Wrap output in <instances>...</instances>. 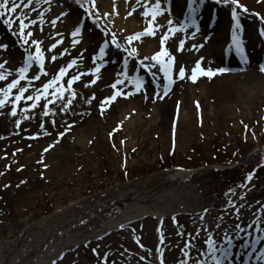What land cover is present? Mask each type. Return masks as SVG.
Here are the masks:
<instances>
[{
	"label": "rangeland",
	"instance_id": "rangeland-1",
	"mask_svg": "<svg viewBox=\"0 0 264 264\" xmlns=\"http://www.w3.org/2000/svg\"><path fill=\"white\" fill-rule=\"evenodd\" d=\"M130 1L132 0H127V3L125 0H94L95 8L92 11L99 15L97 21L94 17L84 15L75 0H48L47 4L41 5L45 9L46 18L45 23L40 26L43 32L34 25H29L25 30H31L34 37L41 39L40 47L45 56L44 67L49 74L48 78H51L59 66L66 65L69 59L76 57L78 48H85L86 51L81 53L83 61L77 60V64L68 69V74L79 71L83 75L81 81L73 82L76 95L66 112H59L62 103L52 100L50 96L47 99L42 96L40 101L35 102L21 99L17 102L15 115L11 114V104L8 101L0 107V264H4L1 256L13 254L16 263L25 258V263L22 264H36L39 259L48 256L49 253L46 252L52 243L67 235L64 229H68V233L77 230V227H84V230L80 232L76 246L69 245L67 248L70 249L54 264H153L158 228V220L154 216L145 215L140 219H133L124 227L116 228L99 239L91 233L103 232L105 229L102 222L92 227L87 226L90 220L103 213L110 201L119 200L123 204L114 206L113 211L116 212L121 207L136 204L137 201L132 198L134 193L136 196H145L144 200L139 198L141 203L148 204L147 199L151 196L155 198L164 195L167 196V203L175 205L166 212L161 224L163 239L160 251L164 264H177L182 258L181 247L196 236L197 228L201 232L196 245L203 251L206 248L202 243L206 239L203 229L212 231L213 222L228 231L235 224L244 229L233 240L230 264H238L237 261L240 260L235 261L239 256L234 255L250 249L260 253L264 249V100L259 97L261 95L249 97L247 103L234 104L233 112L224 105H218L205 125L200 116L203 110L188 95L189 89L201 80L200 74L195 80L191 78V69L195 67L193 56L198 55V52L196 49H189L186 41L183 50L176 51L179 36L174 34L176 41L171 40V33L164 47L175 56V63L184 65L185 76L177 78L173 66L172 82L168 83L164 79V73L158 70L160 65L151 59L143 63L155 64L156 67L144 68L141 63L143 58H151L161 51L159 37L168 29V25L158 22L157 15L154 23H160L162 27L153 28L155 35H145L140 40L129 43L126 37L143 31L147 27L146 21L152 19L148 4H153L155 0H148L144 7L142 4L145 0H141L139 6H135L136 1L131 5ZM184 1L188 4V0ZM16 2L17 11L27 14L26 23L27 19H35L40 11L35 9L34 2L29 4L28 9L23 8L27 0ZM208 2L216 5L211 8L214 17L229 14L232 18L233 5H226L222 0H195L193 7L195 6L196 11L203 3ZM161 3L167 8V13L173 12L172 7H169L172 0H161ZM122 6L126 12L122 20L118 21ZM146 8L149 16L144 17L141 12ZM61 9L68 15L72 14L74 21L67 23L62 19L57 22L56 29H51L48 20L52 15H58ZM183 9L186 10L185 7ZM237 11L239 23L245 18L251 24L248 35L260 33L263 42V16H254L252 12H244L242 8ZM132 15L136 18L137 25L133 29L123 27L122 21L125 22ZM184 17L182 23L187 21V26H193L188 17ZM77 19L81 29L86 27L88 30L90 40H84L82 36L75 47L69 48L68 53L50 62L45 46L57 37L46 34L56 30L64 34L61 45L52 49V53L62 51V45L68 46L67 41L71 37L67 34ZM244 21L243 19V23ZM61 22L64 24L60 25ZM105 29L108 30L107 35ZM17 30L18 22L15 18L11 29L0 18V41L8 46L6 52H0V58H7L6 67L18 66L15 62L23 55L24 49L14 34ZM111 33L116 34L118 43L129 49L137 48V55L129 57L122 49L118 50L110 43ZM238 38L242 42V34H238ZM28 39L29 45L26 47L34 51L35 46L30 44L32 37ZM145 39H154L155 47L150 53L144 52L140 46V42ZM105 40H109V47L105 48L102 60H90V57L99 52V45ZM194 40H198L197 43L203 41L199 37H194ZM209 45L207 42L205 47ZM256 48L257 57L247 65L252 66L254 63V67L260 68L264 65V49H258L259 45ZM244 51L232 54L233 59L230 61L223 59L221 67L241 66L239 62L248 57ZM226 53L231 54L230 51ZM235 54L237 56L234 58ZM96 64L101 65L97 72L89 73L88 68L95 67ZM34 66L37 69L40 67ZM119 72H125L130 77H140L143 86L139 91H134V85L119 77L124 79V84H117L116 89H113L111 85L115 83L118 78L116 73ZM153 72H156L155 76ZM218 76H206L203 81H211ZM93 77L95 82L84 87L82 81ZM11 78L13 77H8ZM43 78L41 74V79ZM66 80L67 74L60 81L65 87ZM20 83L28 84V81L21 80ZM32 83L39 87L38 81ZM165 83H168L167 91L164 89ZM3 84L0 81V86ZM117 89H122L128 95H119L115 101L105 100V97ZM15 91L16 89L12 90L13 93ZM32 93L33 89L28 87L24 95ZM64 96L67 98V91ZM11 99L14 96H10L9 100ZM102 100L105 102L104 107L100 106ZM167 101L174 106L175 111L173 119L170 116L164 123L163 119L154 116V112L161 110ZM46 102L48 109L44 110ZM187 103L192 106L198 118L194 125L187 122L184 132L186 136L181 137L178 133V120L183 104ZM28 104H33V107L28 108ZM125 108L124 119H120ZM138 115L145 123L135 124L133 135H129L126 125ZM16 120H20L19 126L16 125ZM53 120L56 121V126H53ZM60 131L65 132L64 136L57 135ZM180 171L183 177H175ZM249 172H252L251 179H247ZM241 184L244 188L239 187ZM229 188L234 189V192H228ZM124 195L130 199L126 200ZM229 197L234 204L227 203ZM38 222L47 223V227ZM215 238L214 235L213 239ZM243 238L251 239L252 246L242 247ZM88 239L90 242L83 243V240ZM94 248L96 252L92 251ZM105 253L108 254L107 257H104ZM196 254L195 251L191 253L192 256ZM28 255L30 256L26 258ZM141 256L145 257L144 260L140 259ZM248 262L251 263L242 261L240 264ZM260 263L264 264L262 261Z\"/></svg>",
	"mask_w": 264,
	"mask_h": 264
},
{
	"label": "snow or ice",
	"instance_id": "snow-or-ice-1",
	"mask_svg": "<svg viewBox=\"0 0 264 264\" xmlns=\"http://www.w3.org/2000/svg\"><path fill=\"white\" fill-rule=\"evenodd\" d=\"M33 2L35 4V9H39L40 11L39 13H37L35 19H27L26 23L25 19L27 14L23 11H17L18 4L16 0H12L11 3L10 0H0V18H3L4 24L7 25L9 29L12 28L13 18L17 20L18 30L14 34L17 36V40L20 43L21 47H23L24 49L21 59L15 62L18 66L6 67V65H8L7 58H0V81L4 82L3 86H0V107H3L5 105V102L8 101V103L11 104V114L15 115L17 113V102L21 101V99L25 101L35 102L40 101L42 96L45 99L50 96L52 100H59L62 103V106L59 108V112L63 113L68 110L69 105L72 103V100L76 95L72 87L73 82L81 81V76L83 75L79 71L75 72V74H68V69H72L73 66L77 64V60L81 62L83 61V56L81 55V53L85 52L86 49L78 48L76 57L69 59L66 65L59 66L58 70L51 75V78H48L49 74L44 67L45 56L44 53L41 51L40 47L41 39L34 37L31 30L25 32V30L29 28V25H34L37 30L43 32V28L40 26L45 23L46 18L45 9L42 8L41 5L47 4L48 0H27V2L23 4V8L28 9L29 4ZM75 2L83 10L84 15L88 17H94L97 21L99 20V15H97L96 12L92 11V9L95 8L94 0H84V2H81V0H75ZM125 2L127 3V0H125ZM147 2L148 0H145V5H147ZM218 2H221V0H218ZM194 3L195 0H188L189 14L195 11V9L193 8ZM222 3L226 5H233V7L231 8V16L233 20L236 21V28L239 29V13L237 9L242 8L244 12H248V8L243 5L240 0H222ZM135 6H139V0H136ZM29 10L34 11V9ZM163 12L164 9L161 6V0H155V2L151 5L152 19L146 21L147 27L141 32H137L134 35L126 37V40L131 43L133 40H140V38L145 35H155L153 28L160 29L162 27L160 23H154L155 18L158 14H163ZM130 14L131 13H129V15ZM105 15H107V13ZM141 15L144 17L149 16V11L147 10V8L143 12H141ZM257 15H259V13H257ZM66 18L67 14L63 11V9H61L58 15L51 16V18L48 20V24L50 25L51 29H56L57 22L62 21V19ZM261 20H264V17H261ZM37 21H39V23H37ZM165 24L169 27L159 37L161 51L157 52L151 58L144 57L141 63L144 68H155V64H144L143 61L151 59L152 61L157 62L160 65L158 70L160 72H163L164 79L168 81V83H171L173 66H175L177 78L181 79L185 76L186 69L182 63H175V56L169 52L168 48L164 47L166 39L170 36L172 32L176 31L175 28L171 27V18H167L165 20ZM193 26L195 27L194 22ZM181 28H183V25H181ZM81 33L82 29L80 26V21L79 19H77V21L74 23L73 27L67 34L71 37V39L67 41L68 46L64 47L62 45L63 50L57 51L55 54L52 53V49H55L57 45H61V41L64 40L65 36L59 30L51 31L50 33L46 34L57 37V39H55L54 41H50L49 45L45 46V51L48 52V60L50 62L55 61L58 57H63L66 53H68L69 48L75 47L78 44L79 39L83 38ZM105 34H108L107 29H105ZM262 34H264V30H262ZM28 37H32L30 44L35 46L34 51L30 47H26L27 45H29ZM110 43L114 44L118 50L122 49L123 52L127 53L129 57H133L138 53L137 48L132 47L129 49L124 45L118 43L117 36L115 33L110 34ZM233 43L238 52L242 51L241 42L235 31L233 32ZM184 45V38L178 37L176 41V51H182ZM7 47L8 46L4 41H0V52H6ZM107 47H109V40H105L102 45H99V52L95 56L90 57V60H102L105 54V48ZM192 47L196 48L198 47V45L193 44ZM164 57H167V59L165 60ZM203 59V57L197 59L195 61V67L191 69V78L193 80L196 79L198 74L211 77L214 74L229 71V69L223 67L205 69L201 66V60ZM125 64H127V61H125ZM34 65H40L39 69H37ZM100 66V64H96L95 67L90 66L88 68V72L95 74L100 68ZM30 69L31 71L29 72ZM260 70L264 71V65L260 66ZM26 74L28 75L26 76ZM41 74H43V79H41ZM66 74L67 80L65 87V84L60 83V81L62 77H64ZM152 74L153 76H155L156 72H153ZM10 76L13 78L8 79V77ZM116 76L118 78L115 80V83L111 85L113 89H116L117 84H124V79L127 80L128 84L134 85V91H139V89L143 86L142 79L138 76L130 77L125 72L116 73ZM119 77H123L124 79H120ZM21 80H27L28 84L20 83ZM35 81L39 82V87H37L36 84L32 83ZM94 82L95 77L87 81H82L84 87H88ZM168 83L164 84L165 91L168 90ZM28 87H31L33 89V93L31 95H24ZM41 88L43 89V92H41ZM13 89H16L15 93L12 92ZM49 89H52V91L50 92ZM65 91L68 92L67 98H65L64 96ZM122 94L128 95V93L123 92L122 89H117L116 91L112 92L109 96L105 97V100L115 101L117 96ZM10 96H14V99L9 100ZM100 106H105V102L103 100L100 102ZM27 107L32 108L33 104H28ZM43 109H48L47 102L44 103ZM21 112H23V109H21ZM45 114H47V111H45ZM15 123L17 126H19L20 120H16ZM72 123L74 124L75 121H73ZM52 124L53 126H56V121L53 120ZM64 134V131H60L57 133V135L61 137L64 136ZM49 147H51V145H49ZM17 151H19V149ZM251 178L252 172H249L247 175V179ZM239 187L244 188V185L241 184ZM228 192H234V189L229 188ZM225 195H227V193ZM227 203L229 205H232L234 204V201L231 197H229ZM204 211L207 212V209H204ZM262 211H264V209H262ZM239 215V209H237V216L239 217ZM200 219L203 220V217H200ZM256 223H259V221H256ZM121 227H124V225H121ZM203 231L205 233L206 239H204L202 243L203 245H206V248L201 251L200 248H198L196 245V240L199 238V234L201 232V229L197 228L196 236H193L190 241H186L184 246L181 247L180 251L182 253V258L178 260L177 264H230L229 257L233 254L231 247L233 244V240L239 237L240 234L244 232V229H242L239 224H235L231 231H228L222 229L219 224H215V222H213L212 231H208L207 228H204ZM214 235L216 237L215 239H213ZM161 239L163 238L161 237ZM137 242L139 243V241ZM140 246L144 247L143 244H141ZM251 246V242L247 240L244 241L242 245V247L244 248ZM92 251L96 252V249L94 248ZM193 251L197 253L195 256L191 255ZM107 255L108 254L105 253L104 257H107ZM257 255H260L261 258L264 259V249H261V252ZM205 257L207 259H205ZM144 258V256L140 257L141 260H144ZM161 264H163V260H161Z\"/></svg>",
	"mask_w": 264,
	"mask_h": 264
},
{
	"label": "bare ground",
	"instance_id": "bare-ground-1",
	"mask_svg": "<svg viewBox=\"0 0 264 264\" xmlns=\"http://www.w3.org/2000/svg\"><path fill=\"white\" fill-rule=\"evenodd\" d=\"M136 0H132L131 5L135 2ZM141 0H139L140 2ZM155 2V1H154ZM172 4H170L169 7H172V13H167L165 11V6L163 3H161L164 12L163 14H158L157 16V21L158 22H165L167 18H171L172 25L171 27L175 28L176 31L172 32V37L169 38L171 40H174V34L176 36H179L180 38L183 37L186 41L187 47L194 51L196 49V52H198V55H194V62L203 57L204 59L201 60V66L205 69L208 68H216V67H221L222 61L224 59L227 61H230L232 58V54L236 53V47L233 43V40L231 41V38L233 37L232 31L234 30L237 35L242 34V51L245 50L244 52H247L248 57H244L239 63L241 66L239 67H234V66H228L226 69H229V71L224 72V73H217L219 76L214 77L211 81L203 79L206 77L205 75H201V80H199L196 84H194L188 92L189 96H192L194 100L198 103L197 106H200L201 109L203 110V114H200L201 117H203V120L205 121V125L208 124V118L209 116H212V113L214 112V109L218 105H224L227 107L229 110L233 112L234 109V104H238L239 102L241 103H247V100L249 97H261L264 100V71H261L260 68L254 67L255 64L253 63L252 66L247 65V63L250 61L251 63L254 61V57H257V48L259 45L260 50L264 49L263 42H261V38L263 36L258 33L248 35L247 33L249 31V27L251 24L248 23V21L243 18L245 23L240 24L239 29L236 28V21H234L231 17L227 16H222L219 18H216L213 16V13L211 11V8H214L216 5L213 3H203L202 7L200 9H196V11L192 12L189 14V9H188V4L184 0H172ZM240 2L245 5L248 8V13L249 11L253 13L254 16L259 13L257 16H263L264 17V0H240ZM152 2H149L148 10L151 11V4ZM143 7L146 6L145 3L142 4ZM183 7L186 8V10L183 9ZM195 7V6H194ZM193 7V8H194ZM184 10V12H183ZM59 12V11H58ZM126 10L122 6V9L119 10V19L118 21L122 20L123 16L125 15L124 13ZM181 12H183V15H181ZM173 14V15H172ZM176 14V15H175ZM68 15V14H67ZM194 15V18H193ZM188 17V20L190 23L195 24L194 26H187V21L185 24L182 23V19L185 17ZM73 15L69 14L66 19H64L67 23L73 22ZM215 18V19H214ZM192 20V21H190ZM240 21V18H239ZM63 22L60 23V25ZM64 24V23H63ZM62 24V25H63ZM198 24V25H197ZM136 18L132 15L129 16L128 19L124 22L122 21V26L128 29H133L134 26H136ZM181 25H183V28H181ZM169 27V26H168ZM243 27V28H242ZM230 34L232 36L230 37ZM81 35L84 37V40H90L89 35H88V30L83 28ZM211 36V38H210ZM194 37H199V39L203 40L202 42H196L198 40H194ZM194 40V41H193ZM209 42L210 45L206 46V43ZM196 44L198 47L193 48L192 45ZM224 44V45H223ZM87 46L86 44H84ZM140 46L143 48V51L146 53H150L154 47V39L149 40L145 39L140 42ZM204 47V50L203 48ZM88 48V47H87ZM201 48V50H200ZM227 51H230L231 54L226 53ZM237 54L233 55L235 58ZM213 59V61L211 60ZM232 63H230L231 65ZM223 66V65H222ZM249 66V67H248ZM225 68V67H224ZM206 79V78H205ZM191 98V99H192ZM200 100V101H198ZM235 110V109H234ZM126 111V108L123 110V112L120 114V119H124L123 113ZM129 111V109H127ZM174 106L172 107L169 105V101L166 102V104L161 108V110H158L154 112V116L160 119L167 121L170 116L171 120L173 119L174 115ZM210 112V114H206L207 112ZM129 113V112H128ZM172 113V115H171ZM198 115H196V112L193 111L192 106H189V103L186 105L183 104V108L181 111V115L179 117V130L178 133L181 137H185V130L187 129L185 125L188 123L190 125H194L197 122ZM189 121V122H188ZM188 122V123H187ZM144 124L145 122L139 117V115L133 119L130 124H127V133L129 135H133L132 131L134 130L135 124ZM132 129V130H131ZM131 130V131H130ZM188 134V132L186 133ZM175 177H183V173L181 171L177 174L174 175ZM127 194V193H124ZM142 195V194H141ZM138 195L136 196L135 193L132 194V198L137 201L136 204H131L129 206H124L121 207L117 212L113 211L114 206L121 204L120 201H115V202H109L108 206L106 209L103 211V213L99 214L98 218L94 217L92 221L87 225V226H94L97 223L99 224L102 222L103 224V232L111 230V229H116L121 227V225H124L127 221L145 216V215H151L157 218L159 224L157 227V244H156V249L154 251L152 261L153 264H161L162 256H161V251H160V246L162 242V234H161V223L163 220V216H165L166 212L173 206L175 205H170V203H167L165 201V198L167 196L164 195H158L154 198V196H151L148 198V204L141 203L139 202V198H142V200L145 199V196ZM127 199H130L129 196L124 195ZM169 199V198H168ZM162 205H159V204ZM141 204V205H140ZM157 205V206H156ZM177 208H180L178 205H176ZM115 216V217H114ZM39 225L43 227H47V223L44 222H38ZM77 230L75 231H69L68 233L71 235L70 237H66L69 234L67 233L68 229H62L65 234L62 238H59L56 240L55 243H52L51 246L48 247V256L45 259H39L36 264H48L50 262V259H52L56 253L61 251V249H64L65 246L69 245H75L77 243V240L79 239V234L84 230V227H77ZM49 230H52L49 228ZM90 229H87L89 231ZM75 232V233H74ZM102 232V233H103ZM101 234V233H99ZM96 234L95 236L99 235ZM66 237V238H65ZM243 241H248V238H243ZM85 240H83L84 242ZM251 242V239L249 240ZM264 247V243H263ZM54 251V252H53ZM253 249H250L247 252L241 253L240 255H234V256H239L238 258L235 259L238 264H240L242 261L244 263L246 261H251L248 262L247 264H261L260 262L262 261L264 263V259H262L259 255H257ZM25 256L26 258L29 257ZM2 260L4 261V264H22L25 263L24 259L22 261L16 263L14 260V254L11 256H1ZM259 258V259H258ZM164 264V263H163Z\"/></svg>",
	"mask_w": 264,
	"mask_h": 264
}]
</instances>
